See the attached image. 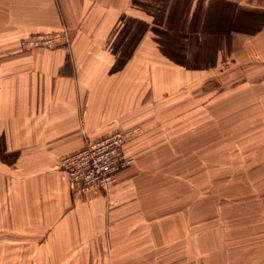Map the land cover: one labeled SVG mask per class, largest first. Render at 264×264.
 <instances>
[{
    "label": "crops",
    "instance_id": "1",
    "mask_svg": "<svg viewBox=\"0 0 264 264\" xmlns=\"http://www.w3.org/2000/svg\"><path fill=\"white\" fill-rule=\"evenodd\" d=\"M49 32L69 44L19 45ZM239 55L264 62V0H0V223L30 243L25 260L264 264V98H219L235 114L249 104L262 122L218 144L217 178L210 144L195 156L178 138L190 118L210 120L209 108L177 125L161 119L178 114L181 99L169 111L162 100L172 98L161 96L188 72ZM135 128L123 146L134 161L107 190L69 187L61 157Z\"/></svg>",
    "mask_w": 264,
    "mask_h": 264
},
{
    "label": "rangeland",
    "instance_id": "2",
    "mask_svg": "<svg viewBox=\"0 0 264 264\" xmlns=\"http://www.w3.org/2000/svg\"><path fill=\"white\" fill-rule=\"evenodd\" d=\"M222 57L221 59L223 60H220V66L221 64L223 65L221 67L218 66L219 69H216L217 67L203 71H197L195 69L194 72H188L187 81L182 83V86H179L175 94H173L174 92H168L161 96V98H172L169 101L162 100L161 106L163 108L165 106L169 111V108L174 109V103H171L174 100L173 98H179L182 102L178 105V114L173 116V110L170 113H163V117L161 118L162 125H177L185 117V113L183 112H199L202 110V107L209 108L211 111L210 120H202L201 115H196L189 119L191 124L185 132L178 127L184 123L177 126V132H184L178 138L182 139V142L193 144L194 149H192V153L195 156L201 153L197 150L201 143L206 142L210 144V172L211 177L216 176L215 178H217V173L213 174L212 171L215 169L213 165L218 164V144L224 141L232 143L237 138L234 133L237 132L238 128L242 132L249 131L256 125L260 126L262 122V119L257 121V119H251L249 117L248 111L246 110L249 104L241 106V110H238L241 111L239 115L233 112L235 110L233 108V102L219 103V98H264V62L260 61L261 58L259 56H255L256 58L254 57L251 60L252 58L250 59L249 56L239 55L236 58H239V61L241 60L240 62L233 61L232 56ZM218 111H220V114L217 115ZM139 132L140 128L137 129L136 134ZM239 137L245 138V135ZM183 152L185 153V151ZM164 196L169 198L166 197L162 202V206L165 207L163 212H168L171 198L169 194ZM147 202H153V205L147 204L148 207H151L147 213L153 215V212H155L154 207L158 206L154 205V200H147ZM150 221H153V217ZM2 226L0 223V264H35L25 260L32 255V249H29L31 248L29 247L31 246L30 243H26L25 238L19 239L13 237L15 235L3 229L4 227ZM164 233L169 234V232ZM148 234L153 235V231H147ZM19 241L22 242V246L17 245ZM146 264L171 263L168 261H150ZM194 264L201 263L197 260Z\"/></svg>",
    "mask_w": 264,
    "mask_h": 264
},
{
    "label": "built area",
    "instance_id": "3",
    "mask_svg": "<svg viewBox=\"0 0 264 264\" xmlns=\"http://www.w3.org/2000/svg\"><path fill=\"white\" fill-rule=\"evenodd\" d=\"M68 44L69 38L65 32L32 34L19 42L24 49H47ZM137 129L116 130L96 140H85L80 148L59 159L57 169L65 175L69 187L78 194L95 189L107 190L117 174L134 161L133 157L125 154L123 146L136 134Z\"/></svg>",
    "mask_w": 264,
    "mask_h": 264
}]
</instances>
